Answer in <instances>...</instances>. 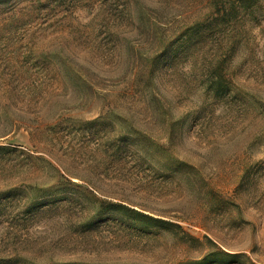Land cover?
I'll list each match as a JSON object with an SVG mask.
<instances>
[{"label":"rangeland","instance_id":"rangeland-1","mask_svg":"<svg viewBox=\"0 0 264 264\" xmlns=\"http://www.w3.org/2000/svg\"><path fill=\"white\" fill-rule=\"evenodd\" d=\"M259 1L0 0V264H264Z\"/></svg>","mask_w":264,"mask_h":264},{"label":"trees","instance_id":"trees-1","mask_svg":"<svg viewBox=\"0 0 264 264\" xmlns=\"http://www.w3.org/2000/svg\"><path fill=\"white\" fill-rule=\"evenodd\" d=\"M217 1V0H214ZM229 4L225 7V10L228 9L230 12H246L249 14H253L260 8L259 0H228ZM227 10V11H228ZM233 256L231 252H225ZM208 256H204L203 259H206Z\"/></svg>","mask_w":264,"mask_h":264}]
</instances>
